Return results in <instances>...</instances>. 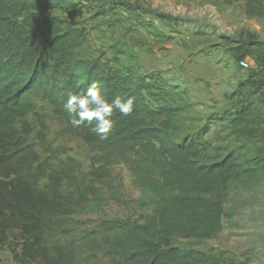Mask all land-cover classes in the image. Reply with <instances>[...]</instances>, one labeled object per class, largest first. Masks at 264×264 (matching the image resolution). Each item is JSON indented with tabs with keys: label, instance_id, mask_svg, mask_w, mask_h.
<instances>
[{
	"label": "trees",
	"instance_id": "16d2710c",
	"mask_svg": "<svg viewBox=\"0 0 264 264\" xmlns=\"http://www.w3.org/2000/svg\"><path fill=\"white\" fill-rule=\"evenodd\" d=\"M98 1L0 0V252L13 235L19 264H98V254L110 264H228L222 256L184 250L174 241L216 239L235 217L227 213L231 186L260 182L264 155L231 152L210 160L211 146L201 136L173 139L193 108L184 90L160 75L142 73L124 54L110 60L79 57L86 32L78 20ZM225 1L244 2L247 18L264 19V0ZM158 20L170 21L162 14ZM149 27L165 38L154 24ZM234 52L241 62L250 58L264 65V43L253 35L237 42ZM93 82L109 100L135 98L130 115L114 110L107 140L92 131L95 121L73 127L63 107L62 93L86 90ZM257 89L254 82L242 85L245 96L219 118L238 143L264 141L263 117L253 99ZM150 98L163 105L152 107ZM43 104L93 153L89 182L71 180L30 142L35 129L29 119L35 116L37 139L45 143L48 128L38 113ZM121 164L148 214L84 229L72 216L104 210L101 190L115 193Z\"/></svg>",
	"mask_w": 264,
	"mask_h": 264
},
{
	"label": "rangeland",
	"instance_id": "374dc122",
	"mask_svg": "<svg viewBox=\"0 0 264 264\" xmlns=\"http://www.w3.org/2000/svg\"><path fill=\"white\" fill-rule=\"evenodd\" d=\"M92 6L95 9L89 7L78 20L86 32L78 56L110 60L124 54L142 73L160 75L184 90L193 108L181 118L179 130L173 134L175 141L201 136L211 146L208 153L212 161L221 160L231 152L240 156L264 155V141L238 143L227 123L219 119L233 100L245 96L241 86L254 82L258 89L253 99L263 117L260 128L264 130V65L248 58L243 61H247L249 68L242 69V59L234 52L236 43L249 35L264 43V19H249L244 2L228 5L225 0H99ZM53 14L62 17L59 12ZM161 14L170 21H159ZM150 24L165 38L159 37ZM147 101L154 108L163 105L159 100ZM38 113L45 117L48 128L45 143L40 144L37 139L35 116L29 119L35 129L30 142L71 180L89 182L91 150L79 135L65 132L66 125L46 104ZM116 174L115 193L106 188L101 190L104 205L101 213L72 216L75 222L84 224V229L136 220L148 214L139 205L140 194L132 185L129 169L121 164L116 167ZM62 191L66 195L70 193L66 185ZM229 212L235 217L226 221L216 239H177L174 245L222 256L229 260L228 264H264V173L260 182L255 181L252 186H231ZM16 243L11 235L9 244L0 252V264H19L13 253ZM97 260L98 264H110L101 254Z\"/></svg>",
	"mask_w": 264,
	"mask_h": 264
},
{
	"label": "clouds",
	"instance_id": "9594fccd",
	"mask_svg": "<svg viewBox=\"0 0 264 264\" xmlns=\"http://www.w3.org/2000/svg\"><path fill=\"white\" fill-rule=\"evenodd\" d=\"M79 84L80 82L77 83V87ZM61 95L62 98L66 96L63 107L69 113L71 125L79 128L86 121L90 124L95 121L92 131L101 140H107L113 129L114 110L128 116L135 107L134 97L122 98L116 95L109 100L98 82H93L86 90L69 91Z\"/></svg>",
	"mask_w": 264,
	"mask_h": 264
},
{
	"label": "built area",
	"instance_id": "2783aa9c",
	"mask_svg": "<svg viewBox=\"0 0 264 264\" xmlns=\"http://www.w3.org/2000/svg\"><path fill=\"white\" fill-rule=\"evenodd\" d=\"M240 65H241L242 69H248L249 68V65H248L247 61H242L240 63Z\"/></svg>",
	"mask_w": 264,
	"mask_h": 264
}]
</instances>
